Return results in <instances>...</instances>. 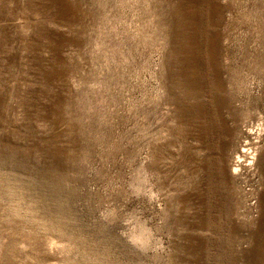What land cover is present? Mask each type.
I'll use <instances>...</instances> for the list:
<instances>
[{"label": "rangeland", "instance_id": "rangeland-1", "mask_svg": "<svg viewBox=\"0 0 264 264\" xmlns=\"http://www.w3.org/2000/svg\"><path fill=\"white\" fill-rule=\"evenodd\" d=\"M0 264H264V0H0Z\"/></svg>", "mask_w": 264, "mask_h": 264}, {"label": "bare ground", "instance_id": "bare-ground-1", "mask_svg": "<svg viewBox=\"0 0 264 264\" xmlns=\"http://www.w3.org/2000/svg\"><path fill=\"white\" fill-rule=\"evenodd\" d=\"M258 127L261 128V123L258 124ZM242 153H243L244 156H246V157L249 156V158H253V156H254V155H252V154H253V150H252L251 147H248L247 149H243V150H242ZM250 154H251V156H250ZM238 160H239V159H238Z\"/></svg>", "mask_w": 264, "mask_h": 264}]
</instances>
